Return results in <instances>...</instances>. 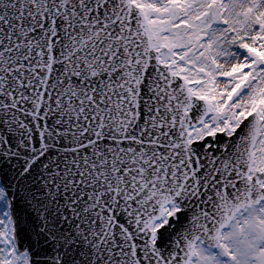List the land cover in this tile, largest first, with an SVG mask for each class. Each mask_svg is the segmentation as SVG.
I'll return each mask as SVG.
<instances>
[{
	"label": "snow or ice",
	"instance_id": "obj_1",
	"mask_svg": "<svg viewBox=\"0 0 264 264\" xmlns=\"http://www.w3.org/2000/svg\"><path fill=\"white\" fill-rule=\"evenodd\" d=\"M0 264H264V0H0Z\"/></svg>",
	"mask_w": 264,
	"mask_h": 264
}]
</instances>
